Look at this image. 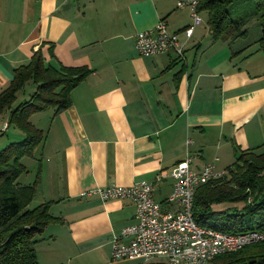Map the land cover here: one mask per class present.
I'll return each instance as SVG.
<instances>
[{
	"label": "crops",
	"instance_id": "crops-1",
	"mask_svg": "<svg viewBox=\"0 0 264 264\" xmlns=\"http://www.w3.org/2000/svg\"><path fill=\"white\" fill-rule=\"evenodd\" d=\"M179 1L0 0V92L36 52L56 69L91 71L67 109L29 118L34 125L30 119L41 117V129L34 126L46 133L33 157L38 205L52 202L50 214L62 220L37 237L39 264H142L111 258L113 240L134 223L133 202L80 194L147 182L164 204L170 171L186 154L195 169L211 163L224 172L238 150L264 143L260 35L212 41L208 23L194 25ZM161 19L184 43L182 58L137 53L135 35Z\"/></svg>",
	"mask_w": 264,
	"mask_h": 264
},
{
	"label": "trees",
	"instance_id": "trees-1",
	"mask_svg": "<svg viewBox=\"0 0 264 264\" xmlns=\"http://www.w3.org/2000/svg\"><path fill=\"white\" fill-rule=\"evenodd\" d=\"M238 1L200 0L197 12L207 11L212 41L232 42L247 37V19H232L228 12V7ZM254 4L255 11L250 15L256 17L261 30L256 43L264 52V0H254ZM90 73L85 67L56 69L36 52L28 64L13 70V79L0 92V115L9 110L8 127H16L23 135L0 151V264H39L37 237L48 226L62 222L50 214L52 202L29 208L39 184L40 164L33 183L21 185L17 179L26 172L21 160L33 157L46 138L44 131L30 123V116L49 109L54 114L67 109L71 91ZM28 82L34 85L33 93L12 108ZM263 147L264 143L254 149L236 150L235 160L223 177L196 188L192 213L198 225L229 234L264 231V150L258 151ZM211 264H264V241L220 254Z\"/></svg>",
	"mask_w": 264,
	"mask_h": 264
},
{
	"label": "built area",
	"instance_id": "built-area-1",
	"mask_svg": "<svg viewBox=\"0 0 264 264\" xmlns=\"http://www.w3.org/2000/svg\"><path fill=\"white\" fill-rule=\"evenodd\" d=\"M200 0L176 3L177 9L191 8L194 25L201 19L197 12ZM193 28L183 31L188 39ZM134 46L140 56L151 57L174 52L182 58L184 43L177 34L168 32L167 22L161 19L149 30L135 35ZM8 124L0 126V134ZM215 172L213 164L199 169L192 167V157L185 158L170 171L172 192L164 204L154 200L153 185L140 182L128 187L110 186L80 194L81 198L98 195L103 201L130 200L135 206L134 223L121 230L112 242V259L138 260L142 264L162 259L166 264H211L224 253L235 252L245 246L264 241V231L229 234L198 225L192 207L197 187L224 176ZM160 174L159 177H163ZM123 240H127L123 242Z\"/></svg>",
	"mask_w": 264,
	"mask_h": 264
},
{
	"label": "rangeland",
	"instance_id": "rangeland-1",
	"mask_svg": "<svg viewBox=\"0 0 264 264\" xmlns=\"http://www.w3.org/2000/svg\"><path fill=\"white\" fill-rule=\"evenodd\" d=\"M255 11V4H254V0H240L236 3H234L233 5H231L230 7H228V12L230 13V17L232 19H236V18H243V19H247V28H248V35L244 40H240V41H253L256 36L261 34V30L259 28V26L257 25V20L256 17L253 15H250V13H253ZM199 17L201 18L202 21H204V24L207 23V19H208V14L207 11H200L198 13ZM34 91V85L31 82H28L22 91H20L17 94L16 100L12 105V108L16 107L17 105H19L20 103H23L24 101L28 100L30 95L33 93ZM44 112V111H43ZM36 116H42L43 113L42 112H38L35 113ZM34 114V115H35ZM8 115H9V110H5L1 115H0V126H2V124L7 123L8 122ZM32 118V117H31ZM41 117H33V119L31 122L35 123L34 125L39 127L38 125H40L41 122L40 121ZM42 122H44V120H42ZM41 129V128H40ZM23 138L22 133L14 126L10 125L6 131V133L0 135V151H2L3 149H5L10 143L12 142H17L20 141ZM40 150V146L36 148V156L35 158H37L39 160V154L40 152H38ZM264 150V147L258 151L262 152ZM34 157V156H33ZM33 157H25L21 160V163L27 167V171L24 172L23 174H21L18 179L17 182L21 185H28L29 183H33V181L35 180V176L37 174V161L33 159ZM41 189V187L39 188V190ZM37 189V192L34 196V199L32 201V203L30 204L29 208H33L36 207L38 205V201L40 198V191ZM158 200V198H157ZM120 259H115L114 261H117ZM162 259H158L155 262H162ZM153 262V263H155ZM111 263V262H110ZM133 263L136 264H140L137 261H134Z\"/></svg>",
	"mask_w": 264,
	"mask_h": 264
}]
</instances>
